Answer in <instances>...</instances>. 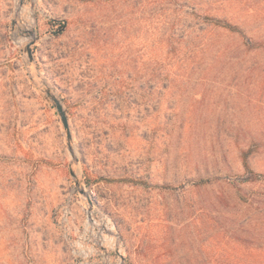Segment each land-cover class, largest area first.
I'll use <instances>...</instances> for the list:
<instances>
[{"label": "rangeland", "instance_id": "rangeland-1", "mask_svg": "<svg viewBox=\"0 0 264 264\" xmlns=\"http://www.w3.org/2000/svg\"><path fill=\"white\" fill-rule=\"evenodd\" d=\"M20 1L0 0V264H264V12Z\"/></svg>", "mask_w": 264, "mask_h": 264}, {"label": "water", "instance_id": "water-1", "mask_svg": "<svg viewBox=\"0 0 264 264\" xmlns=\"http://www.w3.org/2000/svg\"><path fill=\"white\" fill-rule=\"evenodd\" d=\"M21 1H20V4H21ZM18 19H19L18 14L16 13V15L12 21V25H11L12 30H14V27L17 25ZM23 31L25 32L26 36L29 37L30 39L24 45V47L21 48V52L23 54H26L29 57L30 63H33L32 62L33 61L32 45L35 43V40H36V37L34 35V30L30 27V28H24ZM40 89L46 95V97L51 101V103H52V105H53V107H54V109H55V111L59 117L60 123L62 125L63 130H64L66 147L69 150V152L71 154V158H72L70 165H69V172H70L71 177L74 178L75 180H77V176H76L75 171L73 169V165L76 163V160H75V151H74V147H73V138H72V134H71V129H70V125H69V119H68L67 111L63 105V102H62V99L60 98V96L44 80H42V86L40 87ZM116 249L119 252V244L116 245Z\"/></svg>", "mask_w": 264, "mask_h": 264}, {"label": "trees", "instance_id": "trees-1", "mask_svg": "<svg viewBox=\"0 0 264 264\" xmlns=\"http://www.w3.org/2000/svg\"><path fill=\"white\" fill-rule=\"evenodd\" d=\"M238 8H240V11L245 13L246 18L250 17H258L264 12V1L261 0H228ZM206 20L211 22H216L219 24H224L223 27L228 29L229 31L235 32L239 34L240 36L244 37L243 32L241 29L235 25L229 24V23H221L220 21L207 18ZM250 42V41H249ZM250 151H247L242 156V162H243V168L245 170V177L241 179V183L250 182V181H256L260 176L254 174L248 164L247 157Z\"/></svg>", "mask_w": 264, "mask_h": 264}, {"label": "bare ground", "instance_id": "bare-ground-1", "mask_svg": "<svg viewBox=\"0 0 264 264\" xmlns=\"http://www.w3.org/2000/svg\"><path fill=\"white\" fill-rule=\"evenodd\" d=\"M102 227H104L107 231H109V227H108V225H106V223H102Z\"/></svg>", "mask_w": 264, "mask_h": 264}]
</instances>
